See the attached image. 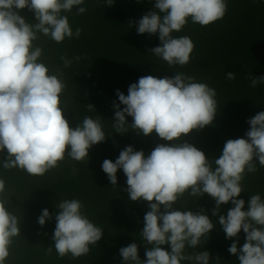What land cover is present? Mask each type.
I'll return each mask as SVG.
<instances>
[{"label": "clouds", "instance_id": "clouds-1", "mask_svg": "<svg viewBox=\"0 0 264 264\" xmlns=\"http://www.w3.org/2000/svg\"><path fill=\"white\" fill-rule=\"evenodd\" d=\"M83 3L84 0H0V154L4 156L5 169L18 167L31 175H43L58 167L66 152L73 160L84 162L89 150L107 138L99 119L86 116L82 123L70 126L60 99L66 87L60 78L63 73H50L39 62L42 48L33 44L38 32L57 43L79 38L82 30L76 28L74 33L68 17L61 13ZM114 3L115 0H105V6ZM25 8L34 14L35 24L19 14ZM85 11L78 7V14ZM226 11V0H155L152 10L129 25L135 26L138 34L158 35L159 46L148 52L169 66H183L190 61L194 43L188 36L174 38L172 33L181 31L188 18L207 26L222 19ZM62 59L65 67L71 65V60ZM226 75L228 80L236 78L231 71ZM250 79L252 87L264 83V76ZM116 95V133L124 134L130 127L137 134L155 133L168 142L158 143L148 155L129 145L115 162L105 159L102 163L111 185H117V172L122 170L130 200L147 202L149 209L140 231L146 259L141 260L139 245L133 242L119 249L122 264H181L186 260L209 264L207 250L193 255L184 252L186 246L195 248L202 239L207 242L214 229L204 209L194 212L174 207L188 190L193 196L207 194L215 201L212 215L218 216L226 239L233 241L228 252L238 257L239 264H264V200L259 194L247 202L240 198L245 173L257 171L254 160L264 167V111L248 120L250 127L245 137L225 142L213 168L206 154L184 137L214 122V88L183 73L163 78L145 75L128 87L127 95L119 89ZM87 108L91 111L94 106L89 104ZM127 117L132 118L131 124ZM4 191L5 182L0 179V264H5L10 255L12 238L20 234L18 218L3 199ZM229 203L232 206L226 215H219L221 207ZM56 207L59 211L54 216L51 239L57 254L64 257L70 253L74 258L88 254L90 246L101 240L103 230L89 220L78 199H64ZM52 219L53 214L44 208L38 224L43 227ZM241 230L245 242L238 247ZM47 252L50 254L52 248Z\"/></svg>", "mask_w": 264, "mask_h": 264}, {"label": "trees", "instance_id": "trees-1", "mask_svg": "<svg viewBox=\"0 0 264 264\" xmlns=\"http://www.w3.org/2000/svg\"><path fill=\"white\" fill-rule=\"evenodd\" d=\"M154 3L155 0H115L114 5L105 6V0H84L70 12L61 13L68 17L74 33L76 28L82 30L79 38H65L57 43L50 36L37 33L38 39L33 44L42 48L39 62L50 73H63L60 78L66 87L60 99L67 109L65 116L70 126L82 123L86 116L99 119L107 138L89 150V158L84 162L73 160L66 152L58 167L43 175H31L18 167L5 169L4 156L0 154V179L5 182L3 199L8 210L18 218L20 227V234L12 238L5 264H122L119 249L133 242L139 245L141 260L146 259L140 231L149 210L147 202L130 200L122 170H118L117 185L113 186L101 166L105 159L115 162L126 146L148 155L158 143L168 142L155 133L137 134L130 127L124 134L115 132L113 102L119 103L117 89L127 95L128 87L141 76L163 78L176 73L192 76L197 82L214 88L217 93L214 122L184 137L206 154L213 168L225 142L245 137L250 127L248 120L264 111V83L252 87L250 79L264 76V0H226L225 16L207 26L188 18L181 31L172 33L174 38L188 36L194 43L190 61L183 66H169L148 52L159 46L158 35L138 34L135 26L129 25L152 10ZM78 7L86 11L78 14ZM19 14L30 24L37 22L27 8ZM62 57L71 60V65L65 67ZM230 71L236 74L234 80L227 79ZM89 104L94 106L91 111L87 108ZM127 121L131 124L132 118L127 117ZM254 163L257 171L246 172L241 182L240 198L246 202L255 194L264 200V167L258 161ZM64 199L80 200L84 205L82 211L103 230L101 240L90 246L89 253L76 258L70 253L60 257L51 239L54 216L59 211L56 205ZM231 206L230 203L223 205L219 215H226ZM174 207L194 212L204 209L214 224L209 240L202 239L195 248L186 246V255L207 250L209 264H239L238 257L228 252L233 241L226 239L218 216L212 215L214 200L207 194L193 196L188 190ZM44 208L49 209L53 219L41 227L38 217ZM244 242L245 234L241 230L238 247ZM216 256L220 257L219 261ZM181 264L195 262L186 260Z\"/></svg>", "mask_w": 264, "mask_h": 264}]
</instances>
